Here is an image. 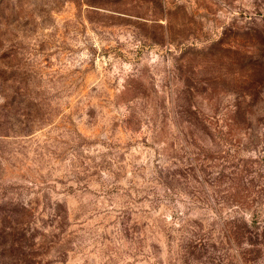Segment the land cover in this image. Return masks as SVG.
<instances>
[{
	"label": "rangeland",
	"instance_id": "rangeland-1",
	"mask_svg": "<svg viewBox=\"0 0 264 264\" xmlns=\"http://www.w3.org/2000/svg\"><path fill=\"white\" fill-rule=\"evenodd\" d=\"M11 253L264 264V0H0Z\"/></svg>",
	"mask_w": 264,
	"mask_h": 264
},
{
	"label": "trees",
	"instance_id": "trees-1",
	"mask_svg": "<svg viewBox=\"0 0 264 264\" xmlns=\"http://www.w3.org/2000/svg\"><path fill=\"white\" fill-rule=\"evenodd\" d=\"M10 243H3V247H5V249H8V248H6V246H8ZM12 248V247H11ZM11 248H9V250L11 249ZM8 261H12L13 263H16V264H23L22 262H24V261H22V260H20V259H17L15 256L13 257L12 256V253L11 254H9V259H8ZM0 264H2V263H0Z\"/></svg>",
	"mask_w": 264,
	"mask_h": 264
}]
</instances>
